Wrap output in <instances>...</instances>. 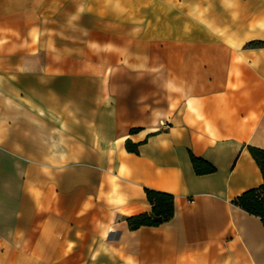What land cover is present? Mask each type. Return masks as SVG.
<instances>
[{"label":"crops","instance_id":"crops-1","mask_svg":"<svg viewBox=\"0 0 264 264\" xmlns=\"http://www.w3.org/2000/svg\"><path fill=\"white\" fill-rule=\"evenodd\" d=\"M250 147L264 0H0V264H264Z\"/></svg>","mask_w":264,"mask_h":264},{"label":"trees","instance_id":"trees-1","mask_svg":"<svg viewBox=\"0 0 264 264\" xmlns=\"http://www.w3.org/2000/svg\"><path fill=\"white\" fill-rule=\"evenodd\" d=\"M249 152L260 170L263 184L256 189L243 193L235 200L234 204L248 214L259 217L264 226V148L257 149L250 147ZM191 161L196 169L199 160L191 157ZM145 194L147 200L152 205V217H147L146 215L139 217L141 224L158 226L168 221L173 213L172 197L148 189H145Z\"/></svg>","mask_w":264,"mask_h":264}]
</instances>
